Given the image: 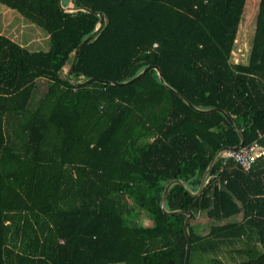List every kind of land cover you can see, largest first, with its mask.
<instances>
[{"label":"trees","instance_id":"obj_1","mask_svg":"<svg viewBox=\"0 0 264 264\" xmlns=\"http://www.w3.org/2000/svg\"><path fill=\"white\" fill-rule=\"evenodd\" d=\"M47 50L0 34V264H182L184 214L216 151L264 146V0L246 63L231 61L245 0H0ZM155 44V46H154ZM260 133V136L258 135ZM188 210L187 264H264V156H219ZM203 215L205 221H198ZM151 223L143 225L142 217Z\"/></svg>","mask_w":264,"mask_h":264},{"label":"water","instance_id":"obj_2","mask_svg":"<svg viewBox=\"0 0 264 264\" xmlns=\"http://www.w3.org/2000/svg\"><path fill=\"white\" fill-rule=\"evenodd\" d=\"M58 5H59L60 9L63 10V11H65V12L86 11V12L92 13L93 15H96L98 17V21L96 23V27L94 28V30L92 31V33L90 35H88L87 37H85L78 44V46L76 47V49H75V51L73 53V57H72L70 66H69V68L67 70V74H66L67 75V79L72 84H74L76 86H83V85L89 84L91 82H101V83L112 84L110 81L102 80V79L95 78V77L88 78V79H86L84 81H81V82L75 81L71 77L72 67H73V65H74V63L76 61L78 50L80 49V47L86 41H88L96 33V31L98 30V28L100 27V25L102 24V22L104 20L103 14L100 13V12H95V11L91 10L90 8L85 7V6L64 7L61 4V0H58ZM151 68H153V69L156 70V73H157V77H158L159 82L165 88H167L172 93H174L176 96H178L186 105H188L193 110L198 111V112H201V113L220 112L226 118V120L228 121V123L232 126V128L236 131V133L239 136V143H238V145L233 146V147L223 146V147L219 148L216 151V153L212 157L210 163L208 164V166L204 170V172H203V174L201 176V179H200L198 188L195 191H191L190 188L181 179H172V180L168 181L165 184L164 188H163V191L161 193L160 200H159V207H160L161 211L164 214H167V215H175V214H184L185 215V218H184V221H183V232H184V237H185L186 243H185V254H184V258H183L182 264H187L188 251H189V246H190V235H189L188 225H189V222L191 220V214H190V212L188 210H182V209L168 210V209H166V207H165V198H166V195L168 193V190H169V188H170L171 185H173V184H179V185H181L187 191V193L189 195H191V196H198L201 193V191L203 190L204 184L206 183L207 176H208V174H209V172H210V170H211L214 162L216 161V159L219 156H221L228 149L237 148V147L242 146L243 145V142H244V137H243V134H242L241 130L237 127L236 123L234 122L233 118L227 112H225L224 110H222V109H220L218 107L207 108V109H201V108L195 107L180 92H178L176 89H174L173 87H171L169 84L166 83V81L163 78L162 71H161V69L157 65H147L143 69H141L134 77L130 78L127 81L120 82V83H117V84L118 85H126V84H129V83H132V82L138 80L147 70H149Z\"/></svg>","mask_w":264,"mask_h":264},{"label":"rangeland","instance_id":"obj_3","mask_svg":"<svg viewBox=\"0 0 264 264\" xmlns=\"http://www.w3.org/2000/svg\"><path fill=\"white\" fill-rule=\"evenodd\" d=\"M259 0H245V4L243 7V11L241 12V18L239 22V28L237 32V36L235 39L234 47L231 52V61L237 62V63H246L249 55V49L252 42L253 32H254V26H255V18L257 13V6H258ZM6 9V6L0 4V10ZM11 14L15 15L19 23H17V32L15 36H12L13 39H19V40H27V38L32 36H37V40L34 41L37 47L35 46H29V48H36L38 50H47L49 46L48 39L44 38V35L46 34L43 30L35 26L34 24H31L27 20H25L20 14H18L15 10H11ZM6 16V15H5ZM8 21H11L13 19L12 16L7 17ZM35 29L39 31L37 33L34 29L32 31L33 26ZM10 29L8 28V33L13 34L9 32ZM204 216L198 215L197 219L198 221H202ZM141 223L143 225H148L150 222H148V219L146 217H142ZM122 264V263H117Z\"/></svg>","mask_w":264,"mask_h":264},{"label":"built area","instance_id":"obj_4","mask_svg":"<svg viewBox=\"0 0 264 264\" xmlns=\"http://www.w3.org/2000/svg\"><path fill=\"white\" fill-rule=\"evenodd\" d=\"M222 156L233 161L240 169L248 171L257 159L264 156V146L254 141L247 146L228 149Z\"/></svg>","mask_w":264,"mask_h":264},{"label":"crops","instance_id":"obj_5","mask_svg":"<svg viewBox=\"0 0 264 264\" xmlns=\"http://www.w3.org/2000/svg\"><path fill=\"white\" fill-rule=\"evenodd\" d=\"M11 10L12 9L7 8V7H6V9L0 10V34H3L5 36H7L12 41L17 42L19 45H21V46H23V47H25V48H27V49H29L31 51L38 50L36 48H34V49L33 48H29V46L37 47L36 44L34 43V41H36L38 39L37 36L29 37V38H27V40H24V38H23V40H19L17 38L16 39L12 38V36H15V34L17 32V27H18L17 23H19V20H18V18L15 15L11 14V12H12ZM10 16H12L13 19L11 21H8L7 17H10ZM8 28L10 29L9 32H11L13 34L10 35V33H8ZM33 29L37 33H39V31L37 29H35L34 26L32 28V31H33ZM44 38L48 39L46 34L44 35ZM201 216H203V215H201ZM203 218L204 219L202 221L204 222L205 221V217H203ZM148 222H150V221L148 220Z\"/></svg>","mask_w":264,"mask_h":264}]
</instances>
